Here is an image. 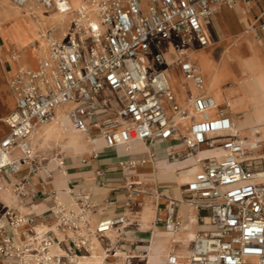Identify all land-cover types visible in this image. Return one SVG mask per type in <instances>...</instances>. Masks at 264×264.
<instances>
[{"label":"built area","instance_id":"1","mask_svg":"<svg viewBox=\"0 0 264 264\" xmlns=\"http://www.w3.org/2000/svg\"><path fill=\"white\" fill-rule=\"evenodd\" d=\"M37 1L60 12L71 9L68 0ZM236 1L89 0L78 6L63 39L49 32L42 35L49 54L38 67L20 66L8 80L16 103L5 118L9 132L0 140V174L12 176L23 167L39 170L29 138L39 126L56 119V109L64 105L75 129L101 135L107 147L177 142L182 148L170 145L169 159L194 157L192 166L197 167L183 187L185 197L197 208L209 210L214 228L195 235L188 261L169 254L168 263L264 264V141L239 139L228 111L230 100L218 107L209 94L186 92L191 109L181 105L168 72L179 68L198 90L204 88L189 50L209 43L203 22L218 5ZM185 118L187 133L179 125ZM215 146L221 147L220 156L199 155ZM16 149L21 155L15 156ZM26 184H12L18 198L26 196ZM92 205L90 194L83 192L70 204L56 200L51 208L54 221L43 231L33 227V215L19 208L0 211V264L75 263L92 251L94 235L112 229L121 232L126 221L121 215L93 225ZM156 222L169 232L178 231L181 223L173 197H168L166 216L156 217ZM25 224L33 233L19 240L15 233ZM55 245L64 252L53 251Z\"/></svg>","mask_w":264,"mask_h":264},{"label":"crops","instance_id":"2","mask_svg":"<svg viewBox=\"0 0 264 264\" xmlns=\"http://www.w3.org/2000/svg\"><path fill=\"white\" fill-rule=\"evenodd\" d=\"M68 2L70 4V0ZM21 8L22 11L31 10L35 17L47 19L46 33L49 32L53 37L56 29L50 26L52 19H59L57 13L72 12L70 19L73 21L77 9L72 7L71 11L60 12L44 5L42 7L34 5L32 0ZM203 27L209 43L205 46L195 44L189 50V55L203 76L204 88L198 90L191 80L184 77L179 68H171L168 70L169 73L170 70L178 73L195 87L193 91L187 89L183 100L177 101L184 105L186 92H190L192 95L209 94L214 99L217 98V101L215 100L217 105L222 101L225 104L233 97V89H241L244 82L252 88L251 93L246 97L253 95L257 85L256 76L242 66L246 61L257 60L264 69V0H237L232 5L222 3L218 5L216 13L203 22ZM63 38L64 36L61 39ZM43 39L45 38L41 36L39 41ZM14 48L15 46L0 31V56L4 60L3 69L8 78L22 66L19 59L12 57ZM14 103H16L15 96ZM222 106L218 105V107ZM245 110L238 108L231 112L228 109L241 131L243 129L239 125L238 118ZM213 111L212 114H215L216 110ZM87 135L96 139L92 149L88 148L82 134L69 132L61 149L52 143H47L42 152L49 155H36L38 159L41 158L37 172H30L28 167H23L19 173L12 176L0 174V185L4 181L11 186L16 181L27 182L26 196L20 200L25 206L22 212L36 218L34 228L36 225H44L47 228L54 221L51 208L55 201L59 199L67 204L73 203L74 196L79 192L91 196L93 205L90 217L93 225L106 218L125 216L126 221L121 232L113 231L92 237L93 247L97 239L100 242L99 252L105 253V259L110 263L121 260L122 264H148L147 258L150 255L155 256L150 264H169V254L178 255L180 261H188L194 247L193 233L195 235L211 230L208 227L212 226V223L209 219V210L190 204L183 192V187L187 183L183 181L184 176L190 173L189 167L193 163L188 161L168 164L166 161L170 160V145L175 144L179 148H182V145L177 142L155 140L107 147L101 135ZM69 139H75L73 146H67ZM241 140L247 143L259 139L256 136L251 137L249 131L243 133ZM260 140L264 141V139ZM158 144L166 145L164 153L157 150ZM19 155L21 154L15 156ZM58 159L63 163H58ZM175 165L187 170L179 176L178 167ZM98 171L102 173L98 174ZM194 174L195 171L192 175ZM137 182L141 183L137 184ZM169 196L177 201V216L181 223L177 232H169L162 223L156 222V217L166 216ZM7 207L19 208L14 202L10 204L5 202L0 195V211ZM30 228L29 224L22 225L18 233H15V237L19 240L25 239L33 233ZM59 249L52 248L53 251L60 253L65 250L62 247ZM78 259L72 264H78Z\"/></svg>","mask_w":264,"mask_h":264},{"label":"rangeland","instance_id":"3","mask_svg":"<svg viewBox=\"0 0 264 264\" xmlns=\"http://www.w3.org/2000/svg\"><path fill=\"white\" fill-rule=\"evenodd\" d=\"M32 1L34 5L42 7L41 3L37 0ZM22 6L24 5H18L11 0H0V31L2 35L15 46V52L12 57L19 59L21 64L25 63L27 65H33L34 61L38 57V51L33 43L40 42L39 38L41 33L47 29L48 20L35 17L31 10L22 11ZM5 10L7 11L3 18L2 11ZM71 13L72 12L65 13L62 22H59L58 19H52L51 26L58 24L65 31L67 21L69 20ZM58 14L59 13H57V16ZM28 25L35 27L37 33L36 36L25 39L23 29ZM3 63L4 60L0 56V138L8 132V127L4 119L15 104L14 94L9 86L8 75L4 72ZM244 64L256 73L257 80L264 91V69H262V65L257 60L246 61ZM169 76L171 77L170 81L173 85L174 91L176 93V99L178 101L183 100L184 93L187 89L191 91L195 89V87H193L189 82L185 81L178 73L170 70ZM232 93L233 97L229 99L231 105L229 109L231 112L237 108L246 109V118L244 123L240 125V127L243 129L242 133L245 134L246 132L251 131V137L256 136V138L259 140L264 139V119L260 118V109L264 107L263 95L256 92L253 95L246 97L248 94H246L243 89H233ZM218 105H224V101L218 102ZM255 129H261V131L256 132ZM254 133L258 135H255ZM74 142L75 139H69L67 141V146H73ZM49 143L50 141L48 140V144ZM156 148L159 152L164 153L166 150V145L158 144L156 145ZM262 152L264 153V150ZM175 167H178L177 172L179 176L183 175L187 170L180 165H175ZM208 228L213 229L214 226L212 225Z\"/></svg>","mask_w":264,"mask_h":264},{"label":"bare ground","instance_id":"4","mask_svg":"<svg viewBox=\"0 0 264 264\" xmlns=\"http://www.w3.org/2000/svg\"><path fill=\"white\" fill-rule=\"evenodd\" d=\"M88 2H89V0H83V1L82 0H70V5H71V8H72V7H78L80 4H85V3L88 4ZM6 11L7 10L2 11L3 18H4V15H5ZM90 13H91V16L94 19V21L97 23L98 22V17L96 15L95 11L92 8L90 9ZM64 14L65 13H59L58 14V17H59L58 21L59 22H62V20L64 18ZM70 18H71V16H70ZM70 18L67 21V25H66L65 31L59 25L51 26L52 29H54V30L56 29L54 38L61 39L66 34V32L68 30V27L70 25V22L72 21V19H70ZM46 30L41 33V36L46 33ZM23 32H24V38L28 39V38L36 36L37 30H36L35 27H32V26L28 25L26 28L23 29ZM41 36H40V38H41ZM33 44H34V46L36 47V49L38 51V57L34 61L33 65H27L25 63H22V67H24V68L36 69L38 67L40 61H42V59L47 57L48 54H49V43L45 39H43L40 42H34ZM242 67L244 69H246V70H249V71L253 72V70L248 68L244 63H243ZM253 73L256 76V73L255 72H253ZM256 81H257V85L255 86L256 88H254V90H253V94L258 92V93L262 94L263 98H264V91H263L260 83L258 82L257 77H256ZM241 89H243L246 94H250L252 88H251V86L249 84L244 82L241 85ZM188 93L190 94V92H188ZM215 100L217 101V98H215ZM183 106L188 107L189 109H191L187 95H186V102L184 103ZM67 109H68V105H64V106L58 107L56 109V114H57L56 119L52 120L51 122H49L47 124L39 126L31 134L29 140H30V144H31V146L33 148L32 149L33 155H38V156H42V155L43 156H47V155H49V154H45V153L42 152V150L45 148V145L48 143V140L55 147H59L61 149V146H62V144L64 142V139H65L66 135L69 132H77L79 134H82L85 137L86 141H87L88 148L92 149L95 146L94 142H95L96 139L89 137L86 133L81 132V131H79V130H77V129H75L73 127V125L71 123V120H70V117H69L68 113L66 112ZM260 111H261L260 118L264 119V107H262L260 109ZM245 118H246V112L244 111L243 115L239 116V118H238L239 125L244 123ZM234 122H235L234 132L237 135H239V139L241 140L243 133L238 128L235 120H234ZM179 123H180L179 125H180L181 131L183 133H187V128L185 126L188 125L189 119L188 118L181 119L179 121ZM255 131L256 132H260L261 129H255ZM251 141H256V140H251ZM78 142H81V141L78 140ZM249 142L250 141H248L247 143H249ZM221 151H222V149H221L220 146H215L213 149H202L199 155L216 154V155L220 156ZM17 154H21V151L20 150H16L15 151V155H17ZM57 161H58V163H61V159H58ZM166 161H167L168 164H178V163L188 162V161H191V163H194L195 162V158L191 157V158H189L186 161H183V160H175V161L166 160ZM189 168H191V171H190V173H188L187 175L184 176V180L183 181H187V182L190 181L193 178L192 174L197 169L196 166H191ZM140 183L141 182H137V184H140ZM0 195H1V198L5 202H7L9 204L14 202L15 204H17L21 211H23L25 209V206L21 202L20 198H18L15 195V193H14V191L12 189V186L10 184L6 183L5 181L0 185ZM145 204H147V203H145ZM152 209L154 210L153 207H152ZM35 228H36L37 231H43L44 229H46V226H44V225H36ZM113 231H116V230L112 229V230H110L108 232H113ZM195 235L193 233L192 237H195ZM99 247H100V242L97 241V239H96V244L93 247L91 253L89 255L81 256L78 259V264H122L121 260L113 261V263H110V262L106 261L105 253L99 252ZM55 249L56 250H60L57 245L54 246V250ZM154 257L155 256H150L149 255L148 258H147V263L150 264L151 261H152L151 259H153Z\"/></svg>","mask_w":264,"mask_h":264}]
</instances>
